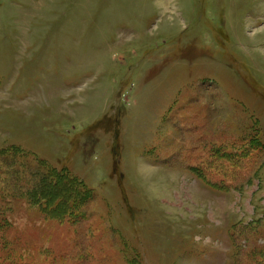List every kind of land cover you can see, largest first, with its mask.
<instances>
[{
    "label": "rangeland",
    "instance_id": "obj_1",
    "mask_svg": "<svg viewBox=\"0 0 264 264\" xmlns=\"http://www.w3.org/2000/svg\"><path fill=\"white\" fill-rule=\"evenodd\" d=\"M0 264H264V0H0Z\"/></svg>",
    "mask_w": 264,
    "mask_h": 264
}]
</instances>
